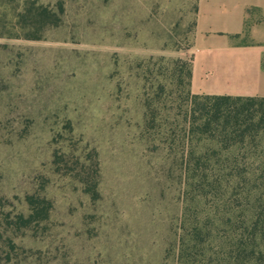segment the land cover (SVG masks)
<instances>
[{
  "label": "rangeland",
  "instance_id": "374dc122",
  "mask_svg": "<svg viewBox=\"0 0 264 264\" xmlns=\"http://www.w3.org/2000/svg\"><path fill=\"white\" fill-rule=\"evenodd\" d=\"M32 5L58 24L39 32ZM196 19L197 0H0V223L29 213L27 195L54 205L39 227L2 230L0 264H175L181 186L167 127L183 118L161 109L154 136L146 101L166 83L179 105L183 86L160 58L191 61ZM96 163L94 201L82 178Z\"/></svg>",
  "mask_w": 264,
  "mask_h": 264
},
{
  "label": "trees",
  "instance_id": "16d2710c",
  "mask_svg": "<svg viewBox=\"0 0 264 264\" xmlns=\"http://www.w3.org/2000/svg\"><path fill=\"white\" fill-rule=\"evenodd\" d=\"M27 15L39 32L46 23L59 21L45 6L32 5ZM152 62L153 57L148 61L151 72ZM160 62L167 69L165 79L183 86L178 106H169L173 96L166 83H159L146 101L152 116L146 129L154 136L164 133L155 120L161 109H177L176 115L183 118L167 127L171 135L166 149L174 153L171 167L178 172L182 204L176 240L168 253L175 264H264V98L193 94L192 61L161 57ZM83 170L84 191L96 201L98 164ZM25 200L29 213L6 217L0 223V238L3 229L16 233L48 221L52 200L40 194ZM7 243L6 260L11 262L18 245L11 236Z\"/></svg>",
  "mask_w": 264,
  "mask_h": 264
},
{
  "label": "crops",
  "instance_id": "0c3cea01",
  "mask_svg": "<svg viewBox=\"0 0 264 264\" xmlns=\"http://www.w3.org/2000/svg\"><path fill=\"white\" fill-rule=\"evenodd\" d=\"M191 91L264 98V0H197Z\"/></svg>",
  "mask_w": 264,
  "mask_h": 264
}]
</instances>
